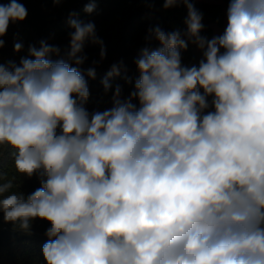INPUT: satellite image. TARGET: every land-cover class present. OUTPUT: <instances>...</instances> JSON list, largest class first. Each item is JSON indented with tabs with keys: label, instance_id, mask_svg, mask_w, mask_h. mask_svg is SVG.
I'll list each match as a JSON object with an SVG mask.
<instances>
[{
	"label": "clouds",
	"instance_id": "obj_1",
	"mask_svg": "<svg viewBox=\"0 0 264 264\" xmlns=\"http://www.w3.org/2000/svg\"><path fill=\"white\" fill-rule=\"evenodd\" d=\"M178 4L187 31L150 28L159 47L140 50L134 90L121 99L117 85L103 112L83 106L85 42L106 55L92 22L70 18L63 55L41 41L19 64L0 63V146L41 185L25 196L0 183V213L25 232L37 218L51 225L46 264H264V0H228L211 39L190 0H163ZM95 8L88 0L84 11ZM26 16L18 0L0 3V37ZM188 41L198 66L181 63ZM118 74L112 65L106 92Z\"/></svg>",
	"mask_w": 264,
	"mask_h": 264
},
{
	"label": "trees",
	"instance_id": "obj_2",
	"mask_svg": "<svg viewBox=\"0 0 264 264\" xmlns=\"http://www.w3.org/2000/svg\"><path fill=\"white\" fill-rule=\"evenodd\" d=\"M111 1L96 0L95 11L89 14L84 11L88 0H62L60 3H54L53 0H18L26 8L27 16L23 21L10 23L6 35L0 37L5 42L0 49V63L14 61L19 64L21 58H30L29 46L38 49L41 41L58 46L63 55L70 45L69 34L74 31L69 24L70 18L89 22L93 14L102 10L104 2ZM190 2L202 14L203 28L200 35L213 38L214 27L222 28L224 25L227 13L224 5L194 0ZM0 3L6 5L9 0H0ZM73 13L74 16L71 15ZM186 18L187 8L184 4L165 9L163 0H120L116 7L111 8L109 15L101 18L96 28V35L103 41L105 57H100L101 45L86 41L84 46L87 60L80 70L89 88V98L83 105L89 106V113L112 108L110 103L113 104L117 85L122 89L121 99H128L139 77L134 61L140 55V50L145 46L152 49L159 47L154 39L150 43L146 41L150 28L159 26L165 32L179 30L185 33ZM16 43L23 45L19 52L14 49ZM195 49L200 50L196 44L188 41L187 49L181 51L183 66L195 64ZM114 64L118 66L119 74L109 78L111 87L106 92L102 81ZM89 68L94 69L95 78L87 76ZM126 77L131 78L133 83H127ZM133 103L139 107L137 100H133ZM14 161L15 149L7 145L0 146V175L3 176L0 183L12 180L14 187L11 191L22 192L27 196L41 186L38 175L29 178L18 174ZM50 226L47 221L37 218L32 221L30 231L25 232L19 229L18 224L5 222L0 213V264H46L42 247L48 240L46 230Z\"/></svg>",
	"mask_w": 264,
	"mask_h": 264
},
{
	"label": "rangeland",
	"instance_id": "obj_3",
	"mask_svg": "<svg viewBox=\"0 0 264 264\" xmlns=\"http://www.w3.org/2000/svg\"><path fill=\"white\" fill-rule=\"evenodd\" d=\"M194 1L207 2V3H212L213 1L214 2L215 1L216 2L217 1L224 2V0H194ZM119 2H120V0H112L111 2H104L102 10L99 13H95V14H93L90 17L89 22L94 23L95 31H96L97 23L99 22V20L101 18L107 17L109 15V13H110L111 8L116 7L119 4ZM226 26H227V14H226L225 19H224L223 27L222 28L214 27V37L218 36V35H221L223 33L224 29L226 28ZM194 53H195V56H196V65L198 66L199 61L203 58V53L200 50H198V49H195ZM208 99H209V103H210L211 102V97H209ZM110 105H113V104L110 103ZM85 108L89 112V106H85ZM210 110H212V109L209 108L206 111H210Z\"/></svg>",
	"mask_w": 264,
	"mask_h": 264
},
{
	"label": "crops",
	"instance_id": "obj_4",
	"mask_svg": "<svg viewBox=\"0 0 264 264\" xmlns=\"http://www.w3.org/2000/svg\"><path fill=\"white\" fill-rule=\"evenodd\" d=\"M212 3H218V4H222V5H225V4H227L228 3V0H224V2H220V1H213ZM194 65H196V62H195V64Z\"/></svg>",
	"mask_w": 264,
	"mask_h": 264
},
{
	"label": "built area",
	"instance_id": "obj_5",
	"mask_svg": "<svg viewBox=\"0 0 264 264\" xmlns=\"http://www.w3.org/2000/svg\"><path fill=\"white\" fill-rule=\"evenodd\" d=\"M224 7H225V10H226V12H227L228 3H227V4H225V5H224Z\"/></svg>",
	"mask_w": 264,
	"mask_h": 264
}]
</instances>
